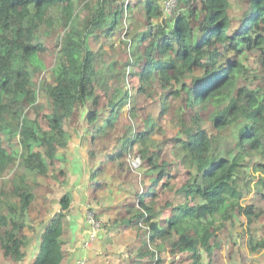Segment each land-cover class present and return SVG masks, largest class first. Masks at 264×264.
<instances>
[{"label":"trees","instance_id":"16d2710c","mask_svg":"<svg viewBox=\"0 0 264 264\" xmlns=\"http://www.w3.org/2000/svg\"><path fill=\"white\" fill-rule=\"evenodd\" d=\"M167 1L0 0V175L17 163L34 177L66 187L58 211L33 224L27 218L36 183L32 187L24 178L12 191L0 190L4 259L24 261L32 239L40 235L32 264L64 263L72 210L67 187L76 178L58 163L66 162L62 151L75 137L65 123L80 110L88 124L84 139L90 142L84 172L89 203L99 206L91 197L102 190L112 193L103 180L107 171L127 176L135 172L128 158L141 159L133 202L122 205L125 212L115 208V217L102 224L110 248L123 233L132 237L121 240L122 253L105 255L121 264H223L216 251L227 234L242 227L239 219L263 220L264 207L244 200L252 192L246 181L251 164L264 175V0H235L239 13L232 0H175L166 13ZM76 20L85 22L78 31ZM54 33L52 81L44 77L40 83L47 100L43 112L34 78L47 67L42 55ZM122 36L130 56L120 71L108 57ZM129 78L139 80L134 89L148 105L137 108L141 116L134 103L129 116L137 125L123 130L118 119L132 100ZM170 118L177 126L171 140L186 152L173 159L190 164L182 183L175 165L161 155L162 138H156L166 133ZM232 131L235 146L221 153ZM15 142L17 157L5 147ZM139 181L148 187L139 188ZM3 207L7 214L1 213ZM244 230L251 255L264 250V238L255 240ZM89 261L90 256L85 264Z\"/></svg>","mask_w":264,"mask_h":264},{"label":"rangeland","instance_id":"374dc122","mask_svg":"<svg viewBox=\"0 0 264 264\" xmlns=\"http://www.w3.org/2000/svg\"><path fill=\"white\" fill-rule=\"evenodd\" d=\"M136 0H134V3ZM240 5V4H239ZM232 9L235 13H239V6L235 0H232ZM237 16V15H236ZM85 24V22H81L80 20H76L75 26L76 31L81 29ZM238 23L235 22L233 28H237ZM57 33H54L52 38L47 41V45L49 46L48 52L45 51L42 55L44 58V62L46 64V69L42 71L39 75H36L34 78L35 86L34 88L38 92V102L40 106H44L43 112H47V108L45 107L46 104V97L41 90V81L44 80V77H47L49 81H52V73H50L52 67L55 63V46L58 47L56 43ZM98 44H95V47H98ZM130 45L126 38L123 36L121 39L116 40V47L111 50V56L108 57L109 61H116L118 66L117 68L122 71L124 65L127 63L130 53ZM253 56V55H252ZM127 84L130 86L129 89L132 94V100L127 104L126 111L118 119L119 125L123 130L126 129L127 126L130 124H136L137 122L129 116V112L133 109L134 103H138L136 106V110L142 116L143 113L139 110L142 107L148 105V102L144 97L138 98L137 88L139 85V80L129 78L127 80ZM134 87H137L134 89ZM138 101V102H137ZM158 106V105H157ZM40 108V107H39ZM139 108V109H137ZM41 110V109H40ZM109 111V110H108ZM136 114V113H135ZM133 117V116H132ZM136 125H134L136 127ZM141 128L143 125H140ZM88 124L85 121V111L80 110L75 113L72 119L65 123V128L69 133L72 134V140L68 143L67 149L63 150L62 153H67V160L66 162L58 163V167H66L70 173H73L76 178V182L74 185H70L67 187L68 190L71 189L70 193L72 196V210L69 216L70 225H71V235L69 237H65L66 242L64 245V249L66 251V259L64 260L63 264H80L83 263L90 256V261L87 264H121L119 263V259H115L110 256L105 255L106 253L118 254V252L122 253V250H125V244L123 241L127 238L132 237L130 232L123 233L122 238L117 242V244H113L110 248L109 244V235L106 234L104 231L99 234L98 233V240L93 244L91 250L87 251L85 256L84 255V248H82L83 239L87 236L89 225L86 221V208L85 205L90 202L89 193L86 191V186L89 184L87 180V175L84 173L87 169H89V163L87 161L88 153V146L89 141L84 139V131L87 129ZM166 128V133L161 136H157V139L163 140L161 144V148L163 151L161 152L162 157H165L167 161L173 163L175 165V170L178 171V180L182 183L184 180L188 178V173L190 172V164L188 161L178 163L175 162L173 156L181 155L186 153L184 150L181 149L179 144H174L171 140L176 135V122L175 119L170 118L168 120V124L164 125ZM228 133H224L227 135ZM165 138V139H163ZM236 131H232L231 134L225 138V143L221 145V153H229V151L235 146ZM99 143L97 142L96 148L99 147ZM5 144V143H4ZM5 147L12 153L16 154L15 156H19V142H15L13 147L5 144ZM155 151L158 150L155 147ZM19 151V152H18ZM18 153V154H17ZM233 153L232 156H234ZM250 158V157H249ZM131 161L133 165V169L135 172L129 175H120L118 177H114V172L112 170L107 171L103 177L105 178V182H108L112 185L111 190L112 193H107L106 191H100L96 196H92L91 199H99L100 205L98 206L97 203L93 202L96 207L93 208L99 214L100 212V219L103 220V223L106 222L108 218L115 217L118 212H115V208H120L119 212H125L123 204H128L129 202H133L132 195L133 191L136 187V180L140 179L139 175V166L141 164V159L136 155H132L131 158H128V161ZM263 173V172H262ZM261 172H254L253 164H251L250 173H248V177L246 181L250 182V186L252 188V192L250 195L245 197L244 200L245 205L251 202H258L259 205L264 207V200H260V196L264 194V184H262L264 175ZM114 177V178H113ZM26 179L33 187V184L36 183L35 193L36 199L32 203L30 212L27 218V222L29 224H33L36 220H43L44 222L47 221L52 217V215L58 211L59 209V199L66 191V187H62L60 185L57 186L59 181L53 182L48 177H34L32 174H29L26 169L22 166H19L17 163L14 164L12 171L7 175H0V189L3 191H12L17 186L20 185L23 179ZM107 178V179H106ZM260 178V180H259ZM261 178H263L261 180ZM64 177L60 176V181H63ZM100 180L102 177L99 178ZM259 180V181H258ZM139 188L145 189L148 187V183L142 181L140 184L139 181ZM91 196V195H90ZM95 201V200H94ZM122 206V207H121ZM99 211V212H98ZM7 214V210L5 207L2 208V212ZM264 220V218H263ZM263 220H253L252 223H247V220L244 217L239 219V225L242 227H238V230L234 234H227L223 238L222 246L217 249L216 256L223 257V264H264V250L260 251L256 255H251V253L246 248L248 236H244V227L247 228L246 234H252L255 240L260 238H264V221ZM114 230V231H113ZM112 231L115 233L117 232V228L113 229ZM90 231V228H89ZM88 232V233H87ZM26 235L29 237H33V233L30 230L25 231ZM36 237L34 240L32 239L31 243L27 248V256L24 261L16 263L8 259H4L1 250H0V264H32L35 260L36 255L39 253L41 249V236L35 235ZM123 241L121 242V240ZM108 251V252H107ZM132 251H127V254L131 253ZM83 257V258H82ZM173 261H178L174 259ZM84 262L83 264H85ZM127 263V260L125 261Z\"/></svg>","mask_w":264,"mask_h":264},{"label":"built area","instance_id":"2783aa9c","mask_svg":"<svg viewBox=\"0 0 264 264\" xmlns=\"http://www.w3.org/2000/svg\"><path fill=\"white\" fill-rule=\"evenodd\" d=\"M174 5H175V0H168L165 3V12L171 13ZM85 208L87 211L85 218H86L87 224L89 225L90 231H88L89 233L83 239L82 247L84 249H90L93 246V244L97 241L98 233L100 234L101 231L103 232V227H102L103 222L101 219L97 218V212L90 203L86 204ZM86 261L87 259L82 262L84 263ZM83 263H80V264H83Z\"/></svg>","mask_w":264,"mask_h":264},{"label":"crops","instance_id":"0c3cea01","mask_svg":"<svg viewBox=\"0 0 264 264\" xmlns=\"http://www.w3.org/2000/svg\"><path fill=\"white\" fill-rule=\"evenodd\" d=\"M0 190H1V189H0ZM5 192L8 193V192H10V191H5ZM88 231H89V228H88ZM87 233H88V232H87ZM82 248H83V247H82ZM84 250H85V251H83V252H84L83 257L86 258L87 256H85V254H86V252L89 251V250H88V249H84ZM87 254H88V252H87ZM83 257H82V258H83Z\"/></svg>","mask_w":264,"mask_h":264}]
</instances>
